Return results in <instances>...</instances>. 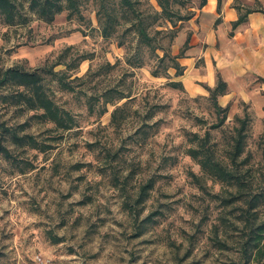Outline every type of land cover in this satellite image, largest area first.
I'll list each match as a JSON object with an SVG mask.
<instances>
[{"label": "rangeland", "instance_id": "1", "mask_svg": "<svg viewBox=\"0 0 264 264\" xmlns=\"http://www.w3.org/2000/svg\"><path fill=\"white\" fill-rule=\"evenodd\" d=\"M101 2L84 0L82 16L64 10L51 22L29 13L24 24L0 23V69L53 63L67 46L73 55L67 61L85 57L66 71L72 90L48 84L74 116V126L62 131L30 120L26 131L47 143L46 151L13 149L16 162L0 151V264H244L234 230L241 225L233 213L237 206L222 200L233 194L186 149L205 138L226 160L238 117H246L240 167L252 174L254 191L262 187L264 104L257 95L264 89L251 99L219 95L227 109L215 106L209 91L215 84L205 73L206 43L196 27L199 0L175 5L187 18L174 24L151 19L158 5L140 0L154 49L140 45L121 21L103 36ZM105 5L116 8L115 0ZM164 53L182 55V74L166 69L168 60L159 62ZM137 57L139 66L129 63ZM154 69L160 73L153 75ZM105 91L125 96L105 102ZM13 114L0 107L3 119H27ZM149 181L152 186L141 193Z\"/></svg>", "mask_w": 264, "mask_h": 264}, {"label": "trees", "instance_id": "2", "mask_svg": "<svg viewBox=\"0 0 264 264\" xmlns=\"http://www.w3.org/2000/svg\"><path fill=\"white\" fill-rule=\"evenodd\" d=\"M102 0V35L109 36L116 28V23L120 21L129 24V28L140 45L153 47V37L148 33L147 22L143 17V10L139 11L140 0H115L116 8L109 10ZM158 9L152 7L150 18L165 19L175 23L176 19L184 20L186 16L180 15L174 9L177 4L183 5L184 0H154ZM84 0H0V23L5 25L24 24L29 19V13L37 18L51 22L55 16L66 10L68 16H82L81 6ZM206 0H199L201 7ZM221 7V0H218V10ZM238 9V18L232 22L233 25L246 20V15L251 8ZM99 13L97 12V15ZM99 19V16H98ZM169 37L174 38L175 29L170 28ZM160 30H157L159 32ZM71 46H67L58 54L56 61L44 64L34 69L26 68L22 63H16L0 69V107L3 112L13 111L16 118L27 116L23 122L3 119L0 115V151L4 158L16 162V154L13 149L33 148L38 151H46L47 143L37 140L36 137L26 131L30 120L36 123H51L55 129L66 130L72 128L76 123L71 112L57 103L52 96V91L48 84L56 82L59 90H72L71 81L68 80L66 71L69 68L78 67L85 59L82 55L66 60L72 55ZM73 56V55H72ZM182 56L167 55V53L157 56L159 62L168 60L166 69L173 67L176 75L182 74V65L178 58ZM132 65L139 66L141 63L137 57ZM56 65H63V68L55 69ZM156 69L152 70L153 75H158ZM264 81V78H263ZM173 86L182 87L181 81H171ZM227 84L219 73L216 74V83L209 88L210 97L214 100L215 106L225 111L226 106H221L217 101V96L226 93ZM105 102L111 98L121 99L125 95L119 93L115 95L109 91L102 93ZM90 105L92 99L88 97ZM240 125L237 128L231 146L225 155L226 160L218 158L216 150L208 144L205 138L198 142L196 146H189L186 152L199 164L202 171L208 176L227 186V190L233 194L228 198L222 197L224 203L229 202L237 206L233 213L240 222V226L234 227L239 230L238 241L241 252V259L244 264H264V185L256 191L252 188V174L248 169L242 170L241 165L244 160H240L245 147V131L247 126L246 117H238ZM197 137V136H196ZM9 143V144H8ZM23 170V169H22ZM152 186V181L141 186V193L146 194L148 188ZM144 197V196H143ZM239 204V205H238ZM58 241V240H55ZM223 242V241H222ZM225 243V242H223Z\"/></svg>", "mask_w": 264, "mask_h": 264}, {"label": "crops", "instance_id": "3", "mask_svg": "<svg viewBox=\"0 0 264 264\" xmlns=\"http://www.w3.org/2000/svg\"><path fill=\"white\" fill-rule=\"evenodd\" d=\"M236 5L241 12L252 10L246 20L233 25L239 15ZM217 6L218 0H206L198 9L196 27L206 43L202 52L208 56L205 73L212 77L211 85L216 83L217 73L226 82L228 93L222 96L242 93L251 99L257 89H264V83L256 82L264 76V0H221L220 10ZM257 96L264 104V95Z\"/></svg>", "mask_w": 264, "mask_h": 264}]
</instances>
